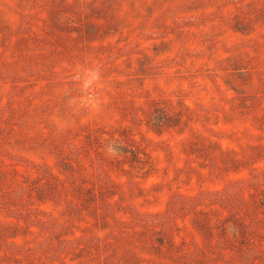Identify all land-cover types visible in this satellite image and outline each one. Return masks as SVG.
I'll use <instances>...</instances> for the list:
<instances>
[{"label":"rangeland","instance_id":"374dc122","mask_svg":"<svg viewBox=\"0 0 264 264\" xmlns=\"http://www.w3.org/2000/svg\"><path fill=\"white\" fill-rule=\"evenodd\" d=\"M0 264H264V0H0Z\"/></svg>","mask_w":264,"mask_h":264},{"label":"clouds","instance_id":"9594fccd","mask_svg":"<svg viewBox=\"0 0 264 264\" xmlns=\"http://www.w3.org/2000/svg\"><path fill=\"white\" fill-rule=\"evenodd\" d=\"M68 84L65 95L70 109L80 111L103 112L105 108V92L110 88L100 62H87L69 69ZM104 152L111 158L122 155L118 141L108 140L104 144Z\"/></svg>","mask_w":264,"mask_h":264}]
</instances>
